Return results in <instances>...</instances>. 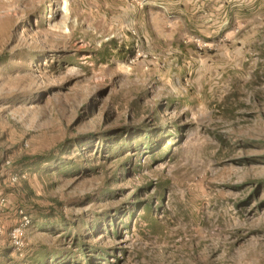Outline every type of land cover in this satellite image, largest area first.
<instances>
[{
	"label": "rangeland",
	"instance_id": "rangeland-1",
	"mask_svg": "<svg viewBox=\"0 0 264 264\" xmlns=\"http://www.w3.org/2000/svg\"><path fill=\"white\" fill-rule=\"evenodd\" d=\"M1 194L0 264H264V0H0Z\"/></svg>",
	"mask_w": 264,
	"mask_h": 264
},
{
	"label": "trees",
	"instance_id": "trees-1",
	"mask_svg": "<svg viewBox=\"0 0 264 264\" xmlns=\"http://www.w3.org/2000/svg\"><path fill=\"white\" fill-rule=\"evenodd\" d=\"M150 135H151L150 132L147 131V130H145L143 132V134H137V135L135 134V136H133V138L131 140H126V142L124 141V138H122V137H120V140L119 141L118 140H115L114 138H103V140H102L103 142L111 140V145L113 144L111 146V150L110 151H108V149H107L106 146H104L105 148L101 149L103 153H104V151H107V154L109 155L108 157H103V158H105L106 160H110L114 156L122 155L124 148H137V150H136V152H137V151L141 150V147L143 145H145L147 147V148H144V149H146V151H151V148H152V145L153 144L151 143V138L152 137ZM136 140L138 141L136 146H132V144H134V143H129V142H132V141L134 142ZM122 142H123V144H120ZM112 154H114V155H112ZM36 159H37V161L34 164H31V165L32 166L33 165H45L46 166V170L54 169V168L57 167V169H59L60 172H61L62 171L61 169L66 168V169L71 170L75 166V164L73 162L72 163H66L65 164L64 162H60V160L58 158L53 159L52 157H50V158H47V157H38ZM127 161L128 160H126V162H125L124 165H127L128 164ZM94 170H95V168L92 169V171H94ZM126 170H124V171H126ZM20 175L23 176L22 174H20ZM21 180H22V178L20 179V181ZM16 184H13V185H16ZM3 195L7 196L8 197V200H9V195H6V194H3ZM9 203H10V200H9ZM139 204H140V202H136L135 203V205H137V206ZM18 209H23L27 213L26 209L24 207H22V206H18L17 208H10V205H8V213H13V212L15 213V211H17ZM50 224H51V222L49 221L48 218H46L40 224H38V226L45 228V227H47ZM33 225H34V223H33V219H32V226ZM109 226L110 227H113L115 229V231H117L118 224H116V223L113 222V224H110ZM103 231H105V229ZM108 232H110V231L108 230ZM81 247L82 246H79V249ZM11 250H12V248H11ZM46 260H47L46 253H43V258L40 259V260H38L37 263H44V262H46ZM87 263L89 264L90 263V260H87Z\"/></svg>",
	"mask_w": 264,
	"mask_h": 264
},
{
	"label": "built area",
	"instance_id": "built-area-1",
	"mask_svg": "<svg viewBox=\"0 0 264 264\" xmlns=\"http://www.w3.org/2000/svg\"><path fill=\"white\" fill-rule=\"evenodd\" d=\"M27 147V144L25 145ZM12 165L11 160L4 162L5 167ZM23 176L20 174H14L10 177V182L16 184L20 181ZM9 200L8 197L0 195V237L4 234L7 235L9 245L13 252L16 254H22L27 248L29 231L32 228V218L23 209L15 211L14 216L16 217L14 225L6 230L5 226L1 223V219L8 213Z\"/></svg>",
	"mask_w": 264,
	"mask_h": 264
}]
</instances>
